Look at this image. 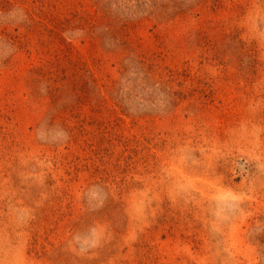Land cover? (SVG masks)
Segmentation results:
<instances>
[{
	"label": "rangeland",
	"instance_id": "obj_1",
	"mask_svg": "<svg viewBox=\"0 0 264 264\" xmlns=\"http://www.w3.org/2000/svg\"><path fill=\"white\" fill-rule=\"evenodd\" d=\"M0 264H264V0H0Z\"/></svg>",
	"mask_w": 264,
	"mask_h": 264
}]
</instances>
